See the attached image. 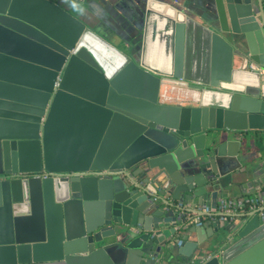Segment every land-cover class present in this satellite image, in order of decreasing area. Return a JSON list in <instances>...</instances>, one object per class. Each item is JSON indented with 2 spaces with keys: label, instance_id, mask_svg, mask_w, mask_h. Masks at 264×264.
<instances>
[{
  "label": "water",
  "instance_id": "water-1",
  "mask_svg": "<svg viewBox=\"0 0 264 264\" xmlns=\"http://www.w3.org/2000/svg\"><path fill=\"white\" fill-rule=\"evenodd\" d=\"M144 1H111L104 33L54 0H0V264H264L259 211L208 227L186 207L217 210L240 135L264 132V0L261 20L254 0H207L200 20ZM125 20L136 49L114 39ZM148 27L168 72L142 62Z\"/></svg>",
  "mask_w": 264,
  "mask_h": 264
},
{
  "label": "crops",
  "instance_id": "crops-1",
  "mask_svg": "<svg viewBox=\"0 0 264 264\" xmlns=\"http://www.w3.org/2000/svg\"><path fill=\"white\" fill-rule=\"evenodd\" d=\"M59 3L62 7L69 10L75 16L81 18L84 22H86L89 26H96L102 32L105 33L107 27L104 25L102 27V23L104 21H111L113 18L112 15L107 14L105 8L107 5H110V2H116L117 0H54ZM139 3L145 2L144 0H138ZM166 2V3H165ZM78 3L84 8L83 12L74 8V4ZM167 3H171L180 9H184L185 11H189L195 18H205L207 15V11H213L214 8L212 4H210L207 0H149L148 8L151 10V15L156 17L159 14L169 15L170 6ZM254 9L255 14L261 20L260 8L258 5V1L254 0ZM153 12V13H152ZM128 14V12L126 11ZM122 16V13H118ZM96 15V16H95ZM129 15V14H128ZM126 21V20H125ZM126 23L125 27L129 29V35L124 33L126 36V40L121 41V38H117L114 36V39L118 44H125L129 47V49H136L140 47V36H138V32L136 31L135 25L129 22ZM216 29H220L218 25H214ZM119 29L120 33L123 31ZM146 28V27H145ZM145 29V40L143 41V52L141 54L142 62L150 67H153L162 72L170 71L172 65V55L170 51V40L166 37L165 33L161 30H156L155 28L148 27ZM108 32V31H107ZM147 34V35H146ZM168 39V40H167ZM140 42V43H139ZM138 55V54H137ZM239 62V58L237 59ZM252 132V131H249ZM242 134L240 135V137ZM242 167L234 172H232L227 177V183L225 185L226 190L224 194L226 195V199H232L234 203L237 205V213L244 214L245 210L243 206L245 204L246 199L253 197L258 192L264 194V159L261 158L259 154L255 152L249 155H242L241 157ZM194 205L189 204L187 202L186 207L191 208L196 212H203V208L193 207ZM193 207V208H192ZM194 216V215H193ZM206 224L208 227L213 221L212 217L205 216L204 217ZM193 238V236H191ZM190 237V239H192ZM183 238V237H181Z\"/></svg>",
  "mask_w": 264,
  "mask_h": 264
},
{
  "label": "built area",
  "instance_id": "built-area-1",
  "mask_svg": "<svg viewBox=\"0 0 264 264\" xmlns=\"http://www.w3.org/2000/svg\"><path fill=\"white\" fill-rule=\"evenodd\" d=\"M250 69L253 71L259 70L262 74H264V66L259 67L256 64H251ZM246 204H248L250 207L249 211H246L244 209ZM179 207L185 208L182 205H180ZM243 209L245 210V213L251 211H259L261 218L264 219V194L258 192L253 197L246 199ZM202 211L203 212H200L197 215H190L191 223H199L202 216L204 218L206 215H209L211 213H217L219 215L218 219L223 225H232L236 221L238 216L237 205L232 199H222L217 210H212L210 207L204 206ZM212 219L214 220L213 217Z\"/></svg>",
  "mask_w": 264,
  "mask_h": 264
},
{
  "label": "trees",
  "instance_id": "trees-1",
  "mask_svg": "<svg viewBox=\"0 0 264 264\" xmlns=\"http://www.w3.org/2000/svg\"><path fill=\"white\" fill-rule=\"evenodd\" d=\"M242 141V155H249L253 152L259 154L262 159H264V132L252 131L247 133H242L240 137ZM249 205H245V210L249 211Z\"/></svg>",
  "mask_w": 264,
  "mask_h": 264
}]
</instances>
